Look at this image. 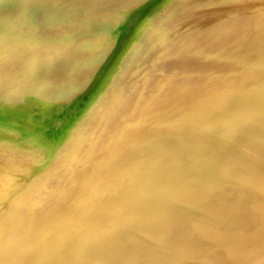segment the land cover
<instances>
[{"label": "bare ground", "instance_id": "6f19581e", "mask_svg": "<svg viewBox=\"0 0 264 264\" xmlns=\"http://www.w3.org/2000/svg\"><path fill=\"white\" fill-rule=\"evenodd\" d=\"M211 1L199 0L191 7L185 4L171 10L168 14L169 21H172L171 24L153 30L143 44L137 48V53H134L135 60L139 62L137 54L147 47L149 51L155 50L143 64H150L153 61H158L160 64L174 61L172 56H175L176 50L173 49L175 45H178L177 38L180 37L177 36L174 42L169 41V44H166L168 42H165L166 38L173 35L172 31L176 30L171 26L178 17H196L197 13L199 14L204 7L212 3ZM10 2H15L22 8L16 13H10L12 18L8 20L5 18L8 17L5 16L7 12L2 6ZM72 8L74 7L69 0H0V93L6 91L12 94L13 98L10 101L23 104L33 102V97L55 101L61 97L74 96L83 89L88 78L91 77V72L70 76V64L66 62L71 55L73 56L72 53L79 50L78 46L75 47L76 44L80 40L84 41L75 35L85 25L84 18L59 15V13L70 12ZM69 9L71 10L67 11ZM34 15L43 17V23H40L47 29L56 24V27L61 29L59 36L52 39L49 36L36 34ZM119 18L115 15V24L113 23L115 29ZM36 23L39 24V19ZM203 29L206 27L204 26ZM195 37V34L191 32L189 35L182 36L180 41L187 40L194 46L196 42L202 40L201 37ZM175 62L182 68L195 65L194 62L186 60L180 63ZM135 65L133 64L125 75L129 79L137 73L136 69L131 70ZM147 76L149 75L145 68H142L137 79L140 86L148 82ZM9 86L11 88L7 89ZM164 92L158 94L159 99L155 101L156 105L161 100L165 101ZM114 101L109 100L107 105L103 104L106 108L102 115L98 108L101 104H98L97 108L95 106V112H98L96 114L102 117L97 120L99 124L95 122L91 126L92 116L79 124L74 129V133L72 132L70 140L63 148L59 147L62 150L57 159L47 169L36 174H33V168L35 162L40 159V149L31 147L29 150H24L23 146L27 145L23 144L25 139L22 134L0 127V138H2L0 139V175L11 178L20 189V187L30 188L36 180L40 182L58 173L62 165L66 166L78 154L76 146L79 145V137L89 127L90 133L94 129L92 131V136H94L102 127V120L106 116L109 120L110 117L115 116ZM163 106L167 104L161 103L158 107L154 106L153 111ZM145 107L136 114L126 113L118 117L115 125L113 124L115 129L108 130L109 133H114L112 137H108L105 143L100 142L90 146L75 170L68 175L65 183L57 187L50 184L45 191L33 196L29 200L30 203L26 205L25 212L13 210V208L5 210L0 206V264H264V220L261 221L264 218L262 216L264 215L262 212L264 211L262 209L264 207V196H262L264 194V165L256 167L254 155L257 150L253 151L258 145L244 138H233L227 143L224 141L219 143L224 154L222 159H217L213 154L209 156V161L217 162L224 168L226 179L229 181L237 179L240 186L247 189L253 197L245 200V196L240 195L234 199L235 201H221L219 205H222L213 212V209L209 210L211 212L203 211L208 201L210 203L211 200L210 188L217 186L216 183H210L211 174H206L203 170L208 175L207 183L210 188L203 193L199 191L198 195L202 197L193 198L195 202L205 204L198 208V210L201 209L200 213L192 215L194 213L187 211L184 216L182 215L184 219L180 218L181 215L172 219L167 218L160 211L149 213L148 209L143 210L139 206L153 205L151 197L158 190L151 188L157 185V189L164 188L163 172L169 169L163 166L165 138L158 132L155 133L152 141L149 136L138 135L140 134L139 129L147 127V122L150 121L148 115L143 118L139 117V115L142 116L152 111L148 109L150 106ZM259 108H261L260 111L250 110L252 113L249 115L264 120L262 118L264 116H261L264 115V108ZM245 112L242 111L240 114L245 116L247 114ZM165 115L158 120L160 125L167 123L165 122L167 116L174 118L176 123L177 116ZM226 121L232 128L234 121L230 119ZM134 123L137 124L133 125ZM229 126L221 132L228 138L231 137L229 133H232ZM168 129V127L159 129V132L165 134ZM171 129L174 131L176 127L171 126ZM211 131L209 130L208 133L205 130H196L191 132L192 138L200 137L204 142L212 143L214 140L213 136H210ZM177 134L180 133L175 132L172 137L178 138ZM94 138L96 139L97 135ZM232 147L244 153L234 152ZM115 149L120 151V156L126 152L122 161L117 160L118 166L131 165L130 158H133L132 164L133 162L139 164L138 168H135V173L128 176L127 173L115 174ZM150 150L156 151L154 157H151ZM102 157L105 161L100 160ZM256 158L264 161V155H256ZM250 159L252 163H249ZM202 161L198 159L196 162L202 166ZM151 165L155 166L154 170L158 167L155 178L150 177ZM172 168L178 173L187 171L184 166H178L177 163H174ZM234 168L238 170L231 172ZM65 174L58 175L55 181L57 183L62 181ZM115 180L119 183L117 189L120 187L123 189L122 186L129 185V188L134 190L127 191L129 193L122 192L121 196L119 195L121 198L118 199V196L115 197L119 194L115 189ZM228 180L224 183L229 182ZM220 182L223 183V181ZM3 192L0 182V201L5 198L6 192ZM254 193L261 197L257 195L255 198ZM52 195H55V199L51 200ZM201 198L203 200L200 201ZM70 199L74 201V205L70 203ZM119 200L123 202L122 207L116 204ZM137 200L139 203L143 202L135 209L133 203ZM209 214L213 215L214 222L211 221L212 217L209 221ZM125 220L129 221L123 224ZM130 220H133V223L138 222V229L136 234L122 241L118 237L129 229L128 226L132 223ZM174 235L179 237L175 238ZM213 242L219 250L225 248V252L213 253L212 249L217 248L214 247Z\"/></svg>", "mask_w": 264, "mask_h": 264}, {"label": "water", "instance_id": "95a60500", "mask_svg": "<svg viewBox=\"0 0 264 264\" xmlns=\"http://www.w3.org/2000/svg\"><path fill=\"white\" fill-rule=\"evenodd\" d=\"M96 1L69 0L74 8L67 10H71L70 12L59 13L61 17H83L86 22L82 30L75 33L84 41L80 40L76 44L75 47L78 46L79 50L72 53L73 56L71 55L66 61L70 64V76L91 72V77L88 78L83 89L75 93L74 96L71 95L67 98L61 97V99L51 101L42 97H33V102L29 101L23 104L10 101L13 95L6 93V91L0 93V127L4 130L9 128V131H17L20 135L25 136L27 135L25 127L48 128L46 123L35 121L37 116L41 115L42 107L51 108L52 114L53 111L61 110V115L67 118L65 123H68L69 117L78 116L83 112L84 107L90 103L92 107L79 120L78 124L84 123L92 116V120L90 119L92 126L93 123L95 124L97 120L102 118L96 114L98 112H95L94 107L97 108L98 104H101V107L98 106V108L102 115L106 108L103 104L107 105L109 100H115V116L110 117V120L106 116L102 120V127L98 133H95L97 138H94L95 135L91 136L90 127L79 137L80 142L76 148H78V154L79 152L82 154L90 146L100 142L105 143L108 137H112L114 133H109L108 130L115 129L113 124L115 125L118 117L122 114H136L141 112L140 109L145 106H150L148 109L152 110V113L142 111L144 114L139 115L142 118L148 115L150 121L147 122V127L139 129L138 133L140 134L138 135L149 136L150 141H152L153 136L158 132L165 138L163 166L169 171L163 172V183L165 182L163 189H157L158 185L151 188L158 190L151 197L153 205H148L147 208L141 207L139 205L143 201L139 203L137 200L136 203H133L135 209L139 206L140 209H148L149 213L160 211L164 216L171 219L180 217L179 215H181L180 218L184 219L183 216L187 211L196 215L201 212V209L198 210V208L205 204L195 202L193 198L202 197L198 195L199 191L203 193L210 188L207 183L209 180L207 173H210L212 177L209 180L210 183H216L217 186L210 188L211 200L210 203L208 201V207L205 206L206 209L203 211L213 209V212L222 205H219L221 201H235L234 199L240 195L245 196V200L253 197L247 189L240 186L237 179L234 181L226 179L224 168L217 162L209 161V156L213 154L217 159H222L224 154L219 143L223 141L227 143L233 138H244L249 142L252 141L253 144L256 143L258 146L253 151L257 150L258 153H261L260 155H264V120L249 115L250 110L253 112L260 111L261 108L259 107L264 108V0H212V3L204 7L199 14L197 13L196 17H178L171 26L176 30L172 31L173 35L166 38L165 42L168 41L166 44H169V41L174 42L173 40L177 36L181 38L191 32L195 34V38L201 37L202 40L200 39L201 42H196L192 46L187 40L182 39L183 41H180V38H177L178 45H175L173 49L176 50L175 56L171 52L174 61L162 64L158 61L143 64L147 57L153 55L155 50L149 51L147 47L137 54L139 55V62L136 61L134 57L137 48L143 44L153 30L171 24L172 21H169L170 17H168L171 10L180 8L185 4L187 7H191L199 0H190L189 2H187L188 0H101L98 3ZM2 7L7 12L5 16L8 17L5 18L8 20L12 18L10 13H16L22 8L15 2L5 3ZM59 15L58 17H60ZM115 15L120 17L116 29L113 25ZM34 18H36L34 22L36 34L49 36L53 39L61 33V29L57 28L56 24L51 25L50 30L42 25L43 17L36 15ZM38 19L39 24L36 23ZM204 26L206 29H203ZM184 60L194 62L195 65L190 68H182L175 62L179 61L180 63ZM133 64L136 65L131 70L136 69L137 73L129 79L125 75ZM142 68H145L149 76H147L148 82L140 86L137 79ZM178 85L179 87H177ZM10 86L7 89H10ZM160 92L165 93L166 99L157 104L160 106L163 103L167 106H163L161 109L156 108L157 110L153 111L154 106L158 107L155 101L159 99L158 94ZM242 111H246L247 114L243 116L240 114ZM162 114L177 116L176 123L174 118L167 116L166 120L168 121L165 120L167 123L160 125L158 120L164 117ZM229 119L234 121L233 125L231 124L232 128L226 121ZM97 123L99 124V122ZM135 124L137 123L133 125ZM171 126H175L176 129L173 131ZM227 126L232 129V133H229L230 138L221 133ZM167 127L169 129L166 130L165 134L159 132V129L162 130ZM196 130H205L208 133L209 130H212L210 136H213L214 141L210 143L204 142L200 137L192 138L191 132ZM175 132L181 134H177L179 136L176 139L172 137ZM234 152L244 153L237 148H234ZM257 152L254 155V163L256 167H260L264 165V161L257 159L259 157L256 158V155L260 156ZM155 153L156 151L150 150L151 157H154ZM119 154L120 151L115 149V174L127 173L128 176L135 173L139 164L134 162L132 164L133 158H130L131 165L118 166V161L123 160L126 152L122 156ZM103 158L100 160L105 161ZM198 159L203 160L202 166L197 164ZM153 162L155 161L153 160ZM172 162L177 163L178 166H184L187 171L181 172L179 170V173L176 172V169L172 168L174 164ZM151 169L150 177H154L157 175L158 167L157 170H154L155 166L151 165ZM235 170L238 168H234L231 172ZM227 180L229 182L224 183ZM219 181H223V183H219ZM117 184L119 183L115 180V189L119 193L115 197L118 196V199L121 198L122 192L129 193L127 191L132 192L134 190L129 188V185L122 186L123 189L121 187L117 189ZM254 195L257 198L258 194L254 193ZM258 196L261 197V195ZM135 198L138 199V197ZM121 202L119 200L116 204L122 207L123 202ZM70 203L74 205V201L71 199ZM173 206L174 208H172ZM127 207L129 206L127 205ZM115 210L117 211V209ZM208 218L209 221L214 220L212 214H209ZM128 221L125 220L123 224ZM130 222L132 223L129 225L130 227L128 226L129 229L124 231L118 237L119 239H126L132 234H136L138 222L133 223V220ZM178 237L175 236V238ZM213 244L215 247L216 243L213 242ZM212 251L213 253L225 252V248L219 250L217 247L213 248ZM109 261L111 262L110 259Z\"/></svg>", "mask_w": 264, "mask_h": 264}, {"label": "rangeland", "instance_id": "374dc122", "mask_svg": "<svg viewBox=\"0 0 264 264\" xmlns=\"http://www.w3.org/2000/svg\"><path fill=\"white\" fill-rule=\"evenodd\" d=\"M91 107H92V104L90 103L84 107L83 112H81V114H79L76 117H69L70 119L68 123H65V121H67V118L61 115V110L58 112L53 111L54 113L52 114L50 112L51 108L42 107L41 115L37 116L35 121H42L44 124L46 123L48 125V128L33 129V128H26L24 126L25 127L24 129L26 130V133L28 136L27 135L23 136V138H26L23 144L27 145V146H23V149L29 150V148L31 147L38 149V150L40 149L39 150L40 159L39 161L35 162V165L33 168L34 173L32 172L33 170L31 171V173L36 174V173L42 172V170L47 169L54 162V160L57 159V157L59 156L62 150V149H59V147L63 148L65 143L71 138L72 131L74 132V129L79 126L78 124L79 120H81L84 114ZM92 131H91V136H92ZM87 151H85V153H82V154H80L79 152V154L75 156L73 161L68 163L66 166L62 165L61 171H59L58 173H55L53 176L43 179L40 182L39 181L37 182L36 180L34 182V185L31 186L30 188L20 187L19 189L18 184L14 183V181L11 180V178H8L5 175H0V179L2 180L0 181L1 185L3 187L4 192H6L5 198L2 199V201H0V206H2L5 210L13 208V210H19L21 212L22 211L25 212V210L27 209L26 205L30 203L29 200H31L33 196L38 195L41 192L45 191V189L50 184H52L53 187H57L58 185L65 183L68 175L72 173L73 170H75V168L78 166L79 162H81L82 158L85 156ZM62 173L63 174L66 173V174L64 178L61 179L62 181H59L57 183V181H55V178L57 179V176L61 175ZM7 180L9 181L8 183L6 182ZM54 196L55 195H52L50 199L51 200L55 199Z\"/></svg>", "mask_w": 264, "mask_h": 264}]
</instances>
